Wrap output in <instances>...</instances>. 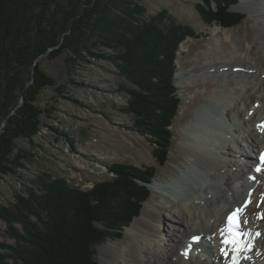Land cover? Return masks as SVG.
<instances>
[{
  "label": "trees",
  "instance_id": "1",
  "mask_svg": "<svg viewBox=\"0 0 264 264\" xmlns=\"http://www.w3.org/2000/svg\"><path fill=\"white\" fill-rule=\"evenodd\" d=\"M238 1L198 0L196 9L205 23L231 28L246 16L233 9ZM196 36L166 9L147 16L140 0H0V180L10 175L23 185L13 204H0L14 240L0 241V264H98L97 246L122 237L155 180L154 167L129 164H113L115 176L89 189L47 172L31 178L21 172L32 153L18 147L19 138L34 143L47 126L74 145L71 134L44 120H55L57 108L37 103L47 87L66 92L41 68L42 59L63 57L72 75L92 59L110 62L127 81L120 86L127 97L121 110L168 156L183 100L174 78L177 55ZM68 81L83 85L73 76Z\"/></svg>",
  "mask_w": 264,
  "mask_h": 264
},
{
  "label": "rangeland",
  "instance_id": "2",
  "mask_svg": "<svg viewBox=\"0 0 264 264\" xmlns=\"http://www.w3.org/2000/svg\"><path fill=\"white\" fill-rule=\"evenodd\" d=\"M140 2L145 5L147 16L166 9L173 19L191 26L197 34L196 37H188L182 42L177 55V72L174 78L183 100L180 113L173 122L174 140L168 156L161 148L156 149L149 137L137 131L132 116L121 110L127 104V97L120 90V86L127 83L125 78L110 62L94 59L78 68L75 75L66 69L63 57L56 59L45 57L41 62L42 69L55 77L58 83L66 85V92L61 96L54 86L47 87L41 92L37 103L40 106L54 105L57 108L51 115L56 118L55 120L47 117H44V120L60 131L71 134L74 145H70L60 132H55L47 126H43L41 132L34 137V143L19 138L17 145L32 153L26 162L27 168L21 170L29 178L47 172L54 177L66 178L74 186L83 189L91 188L97 181L114 177L110 170L113 164H129L140 168L154 167L155 180L149 184L151 193L144 203L143 214L151 204L160 200L155 187L175 180V176L187 167L184 162L190 163L188 145L184 141L186 129L197 115V110L206 106L208 99L219 95L222 89L221 84L217 82L218 79L208 77L202 80L198 72L206 64V60L217 52L213 44L218 38L226 39L227 28L205 23L196 9L198 0H140ZM242 2L243 0H239L233 9L244 12L246 16L239 25L232 28L239 36L238 40L248 45L246 36L250 35L252 39L257 37L262 26L259 18L262 14L254 13L249 5L244 7ZM261 10L264 12V6ZM237 36L234 35V38H238ZM223 47L221 48L223 52L230 48L227 43ZM71 76L83 85L69 82ZM230 85L233 87L234 84ZM263 88H258L257 92H264ZM22 103L23 98L19 105ZM228 148H224L223 151L227 152ZM232 148L236 149V152L245 151L236 143ZM166 158L167 160L161 163ZM20 192H23V185L16 177L6 175L0 180V204H13L15 194ZM133 221L124 229L122 237L108 238L97 246L98 264H104L105 251H110L113 242L118 243L121 248L133 238L130 231ZM0 241L14 243L13 238L6 233V224L1 220ZM261 248L264 249L263 244ZM2 252L0 249V253Z\"/></svg>",
  "mask_w": 264,
  "mask_h": 264
},
{
  "label": "bare ground",
  "instance_id": "3",
  "mask_svg": "<svg viewBox=\"0 0 264 264\" xmlns=\"http://www.w3.org/2000/svg\"><path fill=\"white\" fill-rule=\"evenodd\" d=\"M242 3L262 14L257 37L246 36L245 45L231 27L225 29L226 39L218 38L213 44L217 52L198 73L202 80L218 79L222 89L197 110L186 129L190 163L184 162L187 167L175 180L155 187L160 200L150 203L133 221L131 240L121 248L113 242L110 251H105L104 264H226L219 252V228L227 213L241 206L249 195L252 200L243 225L251 235L258 231L262 235L257 237L255 258L241 264H264V249H260L264 246V220L255 218L259 209L264 210V204L257 203L264 196V171H255L256 152L264 149V131L257 127L264 121V92H257L264 87V0ZM226 43L230 48L223 52ZM235 143L245 151L236 152L232 148ZM197 234H202L203 240L194 245L192 238ZM203 249L208 257L200 254Z\"/></svg>",
  "mask_w": 264,
  "mask_h": 264
},
{
  "label": "snow or ice",
  "instance_id": "4",
  "mask_svg": "<svg viewBox=\"0 0 264 264\" xmlns=\"http://www.w3.org/2000/svg\"><path fill=\"white\" fill-rule=\"evenodd\" d=\"M258 128H260L262 131H264V121H262L260 124L257 125ZM264 167V153L260 155V164L256 167L255 171L260 172L261 168ZM252 179H255V177H252ZM264 202V201H262ZM250 203V200L245 201V205L243 207H238L234 209L229 215L227 216L226 225L222 229V235L224 232H227V237L222 240V243L227 244H235L237 246L241 243V237L243 235H247V233H244L241 231V220L240 216L244 210V207H246ZM260 218H264V214H260ZM244 223H247V220L244 221ZM257 236L260 235L259 232L256 233ZM193 240H197L198 237H193ZM191 245H189V248ZM187 251L183 253L184 255H187ZM222 252H224V249H221ZM226 254V252H225ZM233 264H237L235 257L233 258Z\"/></svg>",
  "mask_w": 264,
  "mask_h": 264
},
{
  "label": "water",
  "instance_id": "5",
  "mask_svg": "<svg viewBox=\"0 0 264 264\" xmlns=\"http://www.w3.org/2000/svg\"><path fill=\"white\" fill-rule=\"evenodd\" d=\"M37 61H39V60H37ZM32 82V81H31Z\"/></svg>",
  "mask_w": 264,
  "mask_h": 264
}]
</instances>
